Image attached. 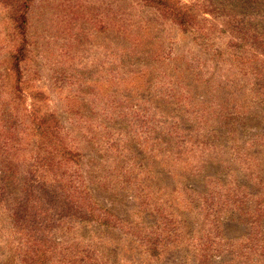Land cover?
<instances>
[{
  "label": "rangeland",
  "instance_id": "rangeland-1",
  "mask_svg": "<svg viewBox=\"0 0 264 264\" xmlns=\"http://www.w3.org/2000/svg\"><path fill=\"white\" fill-rule=\"evenodd\" d=\"M0 264H264V0H0Z\"/></svg>",
  "mask_w": 264,
  "mask_h": 264
}]
</instances>
